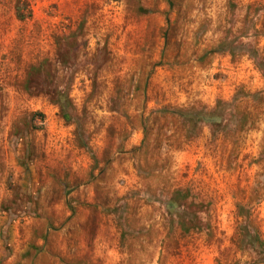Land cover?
I'll return each instance as SVG.
<instances>
[{"label":"rangeland","instance_id":"obj_1","mask_svg":"<svg viewBox=\"0 0 264 264\" xmlns=\"http://www.w3.org/2000/svg\"><path fill=\"white\" fill-rule=\"evenodd\" d=\"M255 56L264 0H0V264H264Z\"/></svg>","mask_w":264,"mask_h":264},{"label":"trees","instance_id":"obj_2","mask_svg":"<svg viewBox=\"0 0 264 264\" xmlns=\"http://www.w3.org/2000/svg\"><path fill=\"white\" fill-rule=\"evenodd\" d=\"M255 57H257L256 58V65H257V67L262 71V75H263V77H264V58H261V57H259V56H255ZM222 106H225V104L224 103H221V102H219L218 104H217V109H215L214 111H212V114H214V112H216V111H218L219 113H220V107H222ZM64 108H66V104H64V105H60V109L61 110H63ZM63 112V111H62ZM64 115H66V114H64ZM214 117H217V115H215ZM213 116L210 118V120H214L215 118H214ZM173 203V202H172ZM255 240H257V241H259L258 240V238H256V236H255ZM260 244V243H259Z\"/></svg>","mask_w":264,"mask_h":264}]
</instances>
